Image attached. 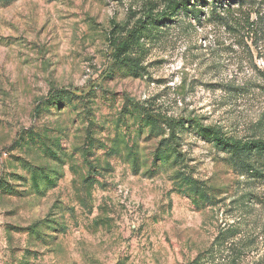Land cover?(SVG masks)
Listing matches in <instances>:
<instances>
[{
    "label": "rangeland",
    "instance_id": "rangeland-1",
    "mask_svg": "<svg viewBox=\"0 0 264 264\" xmlns=\"http://www.w3.org/2000/svg\"><path fill=\"white\" fill-rule=\"evenodd\" d=\"M166 3L0 0V264H264V176L196 127L264 139V33L194 0L120 65L117 38Z\"/></svg>",
    "mask_w": 264,
    "mask_h": 264
},
{
    "label": "trees",
    "instance_id": "trees-1",
    "mask_svg": "<svg viewBox=\"0 0 264 264\" xmlns=\"http://www.w3.org/2000/svg\"><path fill=\"white\" fill-rule=\"evenodd\" d=\"M192 1L194 0H167L165 9L158 13H154V6L150 8L146 12V15L132 29H130L124 36L117 38L115 48L121 51V53H117V58L119 59L118 63L126 67L133 65L134 60L131 57L124 55V52L126 50L129 51L133 45L138 43L140 35H142V32L149 24L164 23L166 19L170 20L172 19L171 17L176 16L180 10L183 11L184 15L196 14L194 10H191L192 7L196 8V4H193ZM238 1L239 4H237ZM243 4H246L245 0H214V15L218 24L229 26V24H231L229 17L233 16L235 27L233 28L231 26V29H234L235 31L240 29L249 35L264 33V10L257 11V22H252L250 16L245 18V12H243V18H237V15L234 17V11L239 10V8L241 9V5ZM190 6L192 7L189 8ZM236 6H238V9L235 8ZM219 11L222 12L219 13ZM198 18L200 17L198 16ZM236 26L238 28H236ZM149 119L154 123L158 120H162L161 118H153L151 116H149ZM196 127L202 136L214 142L220 151L228 154L235 161L242 163L241 171L243 174H250L255 177H258L259 175L264 176V139L258 138L245 142L235 138H227L221 131L213 128ZM171 147L172 146H170V150L169 147H166L161 155L163 157L167 156V151H171ZM173 150L174 149H172V151ZM171 153L172 152H170V154ZM178 177L179 185L186 187L187 191L193 193L199 201H210L211 197L205 188L200 186L198 181L182 173H178Z\"/></svg>",
    "mask_w": 264,
    "mask_h": 264
}]
</instances>
